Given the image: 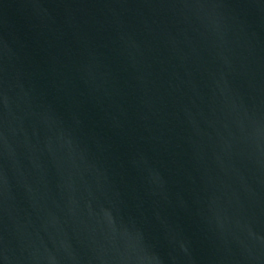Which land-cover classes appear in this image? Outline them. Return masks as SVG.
Listing matches in <instances>:
<instances>
[{"label": "water", "instance_id": "water-1", "mask_svg": "<svg viewBox=\"0 0 264 264\" xmlns=\"http://www.w3.org/2000/svg\"><path fill=\"white\" fill-rule=\"evenodd\" d=\"M0 264H264V0H0Z\"/></svg>", "mask_w": 264, "mask_h": 264}]
</instances>
